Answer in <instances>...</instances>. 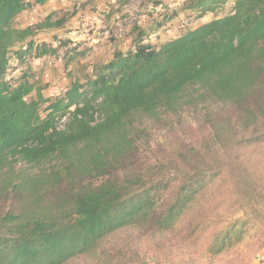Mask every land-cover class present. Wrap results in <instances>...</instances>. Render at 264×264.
Wrapping results in <instances>:
<instances>
[{
    "label": "trees",
    "instance_id": "obj_1",
    "mask_svg": "<svg viewBox=\"0 0 264 264\" xmlns=\"http://www.w3.org/2000/svg\"><path fill=\"white\" fill-rule=\"evenodd\" d=\"M203 1L190 7L201 16L217 0ZM31 7L0 0V264H164L139 247L151 236L168 238L169 230L179 234L180 225L179 240L186 235L194 251L189 264H242L260 253V204L246 203L253 219L248 213L227 221L196 204L225 179L243 202L261 194L248 151L264 149V0H234L231 14L158 49L139 34L134 50L116 53L86 89L75 81L44 117L40 91L27 100L33 86L6 80L10 58L23 61L33 49L46 54L31 38L57 26L47 17L14 28L16 16ZM190 109L208 126L207 143L187 144L173 157L157 143L163 157L148 164L143 151L152 147L138 143L133 124L159 122L164 114L182 118ZM68 112L71 119L58 130L57 119ZM192 209L197 220L184 228ZM127 231L130 238L119 239ZM250 242L247 253L239 248Z\"/></svg>",
    "mask_w": 264,
    "mask_h": 264
},
{
    "label": "rangeland",
    "instance_id": "obj_2",
    "mask_svg": "<svg viewBox=\"0 0 264 264\" xmlns=\"http://www.w3.org/2000/svg\"><path fill=\"white\" fill-rule=\"evenodd\" d=\"M197 1L26 0L32 7L16 16L13 21L14 28L24 29L34 26L47 17H51L52 22L57 23V26L38 30L31 38L34 47L45 45L46 54L42 55L33 49L29 55L23 57V61L15 57L10 58L6 80L12 85L23 81L33 86V91L27 100L34 99L36 90L40 91L43 98L47 100L40 110L41 116L44 117L49 111L47 107L55 99L64 97L75 81L86 89L99 68L109 63L116 53L125 54L134 50L139 34L144 33L143 43L158 49L163 43L177 38L188 30L233 12L234 0L223 3L217 0L213 3L216 5H205L209 10L203 12L204 15L201 16L200 8H190ZM203 2L209 4V0ZM70 113L57 119L58 130L65 129L71 119ZM201 115L200 111L193 113L190 109L181 115L182 118L164 114L159 122L143 118L133 124L138 129V143H150L152 147L145 148L143 151V158L147 160V163L153 164L162 159L163 154L157 152L162 149L156 145L157 143L165 144L163 151L169 157L176 155L175 151L188 146L187 144L207 143L209 128L203 122ZM99 120L100 116L96 115L95 121ZM251 152L254 155L249 157V171H252L250 173L258 180L255 183L259 186L260 196L243 202L239 193L235 194L231 190H226L231 187V184L225 179V182H221L220 185L217 183L210 190L205 191L203 196L205 199L196 204L197 208L211 209L213 213L218 212L223 221H227L230 216L242 217L249 215L248 213L253 219L255 214L246 204L249 202L260 204L262 208L260 211L264 212V181L262 180L264 179V149L248 151L249 154ZM236 200L242 203L234 204ZM255 209L259 211L256 206H254ZM194 211L195 209L190 210L191 214L184 219V228H187L190 222L197 220V214ZM247 222L250 223L249 226H255L253 220H247ZM176 231H168L167 236L172 239L166 236L161 238L158 235L151 236L139 247L140 252L165 258L164 264H189L190 253L193 250L190 251L191 245L186 235L179 240L178 236L183 231L181 225L178 229L179 234ZM130 234L131 231H127L119 235V239L128 240ZM251 234L252 232L248 236ZM158 241H163L162 249L158 248ZM252 243L241 245L239 248L243 246L242 251L247 253ZM204 244L202 238L197 246L199 251L204 249ZM169 246H171L170 250ZM260 256L261 252L255 253L250 259H242V264H256Z\"/></svg>",
    "mask_w": 264,
    "mask_h": 264
},
{
    "label": "built area",
    "instance_id": "obj_3",
    "mask_svg": "<svg viewBox=\"0 0 264 264\" xmlns=\"http://www.w3.org/2000/svg\"><path fill=\"white\" fill-rule=\"evenodd\" d=\"M258 264H264V258L260 256V260L258 261Z\"/></svg>",
    "mask_w": 264,
    "mask_h": 264
},
{
    "label": "crops",
    "instance_id": "obj_4",
    "mask_svg": "<svg viewBox=\"0 0 264 264\" xmlns=\"http://www.w3.org/2000/svg\"><path fill=\"white\" fill-rule=\"evenodd\" d=\"M261 257L264 258V249L261 251ZM256 264H258V262Z\"/></svg>",
    "mask_w": 264,
    "mask_h": 264
}]
</instances>
